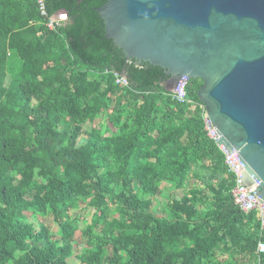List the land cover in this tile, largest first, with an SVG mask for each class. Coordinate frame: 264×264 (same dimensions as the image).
Returning <instances> with one entry per match:
<instances>
[{
    "label": "trees",
    "instance_id": "trees-1",
    "mask_svg": "<svg viewBox=\"0 0 264 264\" xmlns=\"http://www.w3.org/2000/svg\"><path fill=\"white\" fill-rule=\"evenodd\" d=\"M105 1L44 0L66 16L48 30L37 0H0V264H264V230L203 129L201 80L174 100L162 68L105 37ZM167 187L182 194L156 215Z\"/></svg>",
    "mask_w": 264,
    "mask_h": 264
},
{
    "label": "water",
    "instance_id": "water-1",
    "mask_svg": "<svg viewBox=\"0 0 264 264\" xmlns=\"http://www.w3.org/2000/svg\"><path fill=\"white\" fill-rule=\"evenodd\" d=\"M104 35L126 60L164 70V89L199 79V103L264 204V0H106Z\"/></svg>",
    "mask_w": 264,
    "mask_h": 264
},
{
    "label": "built area",
    "instance_id": "built-area-1",
    "mask_svg": "<svg viewBox=\"0 0 264 264\" xmlns=\"http://www.w3.org/2000/svg\"><path fill=\"white\" fill-rule=\"evenodd\" d=\"M38 11L41 16L44 17V26L48 30H54L61 26L66 20L64 11H57L50 15L45 12L44 0H37ZM114 76V84L117 86H127V81L123 76L116 73ZM186 76L180 77L175 87L170 91L171 97L179 103H190V100L186 98L185 88L188 83ZM198 108L201 110V119L203 123V129L208 139L212 140L217 149L223 155V164L227 170L233 175L234 187L231 190L232 200L238 210L244 214L253 212L255 217L260 222V228L264 230V204L260 202L259 198L255 194V190L260 184V181L250 177L251 182L246 184L242 181L243 177V165L238 157L237 152L232 149L227 152L222 145H218L217 141L220 137L216 129L209 122L204 106L199 103ZM257 253H264V243L258 242L256 247Z\"/></svg>",
    "mask_w": 264,
    "mask_h": 264
},
{
    "label": "rangeland",
    "instance_id": "rangeland-1",
    "mask_svg": "<svg viewBox=\"0 0 264 264\" xmlns=\"http://www.w3.org/2000/svg\"><path fill=\"white\" fill-rule=\"evenodd\" d=\"M17 65H18V60L13 54L10 53L8 57V64H7L8 74L10 75L13 74L16 71ZM87 128H88V125L86 126V129ZM181 194H182L181 190H172L171 188H168V187L166 189H163L159 195L152 197L149 200V206H150L151 211L156 215H162L167 201L171 199H177L181 196ZM83 208H84V205H81L79 209L71 211L72 215L80 213V215H82V217L84 218L86 223H80V227L82 228L85 226V224L88 223V221L90 220V216L92 215V210L90 209L82 210ZM115 213L116 211L114 208L110 209L109 211L110 216L115 215ZM45 223L53 232L56 231V226L53 225L50 221H45ZM84 242L85 241L80 237V233L76 232L75 244L78 245L76 253L81 250L82 246L84 245ZM77 263L78 261L75 258H72L69 260V264H77Z\"/></svg>",
    "mask_w": 264,
    "mask_h": 264
}]
</instances>
